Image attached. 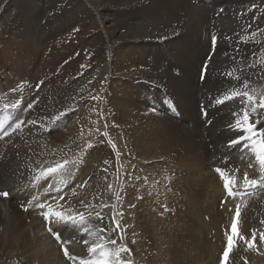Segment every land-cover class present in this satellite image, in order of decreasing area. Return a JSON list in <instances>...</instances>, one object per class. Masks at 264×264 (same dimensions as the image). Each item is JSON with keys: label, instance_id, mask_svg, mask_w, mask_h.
Segmentation results:
<instances>
[{"label": "bare ground", "instance_id": "bare-ground-1", "mask_svg": "<svg viewBox=\"0 0 264 264\" xmlns=\"http://www.w3.org/2000/svg\"><path fill=\"white\" fill-rule=\"evenodd\" d=\"M69 3L70 6L63 10L65 17L60 22L56 36H48L43 34L44 30L40 26L39 21L42 20V15L31 9L34 7L32 3L29 8L24 0H3L0 6V78L2 75H8L9 78L12 76L13 83H17L18 86L13 89L8 99L4 98L7 91L5 93L0 91L2 93H0V102L6 100L12 105L19 100L21 103L17 108L10 106L6 112L0 114L1 123L9 119L7 114H15L16 118L21 108L28 103L35 105L40 96L47 94L41 89L37 91L38 86L48 77L57 74L63 65L61 60L67 57L70 50V52L74 50L75 42H72L71 38H74L78 44L81 43L83 52L86 50V38H88L86 31L91 33L90 29H93L89 27L86 30V24L92 20L99 26L96 27V25L93 29L98 31L96 36L98 41L95 45L104 43L111 55L106 77L104 73L108 89L105 98L106 130H108L106 137L109 141L114 137L121 140L127 166H124V170L120 168L123 171L120 183L123 198H120V193L109 192L110 188L108 190L109 179L115 170V161L120 153L118 154L111 147L110 149L108 145L105 146L109 156L103 160L100 157V164L95 158L96 167L88 176L85 175L86 177L80 179L77 185L80 189L65 195L71 210L73 212L85 210L86 214L99 211L105 220L111 222L119 195L121 199L119 202H122L121 208H123V214H120L123 216V225L119 248L122 247L120 255L128 264H225L223 253L227 250V238L231 234V226L236 220L235 209L239 205L240 217L236 220L237 231L249 241H252L255 231L256 239L252 242L253 246L249 248L244 240L234 238V247L229 252L226 264H264V239H261V234H264V185L258 183L255 187H249L243 182L245 172L248 173L249 179L257 180L264 172L255 158V152L259 150V141L254 150L251 146L252 142L245 140L250 134L237 131L235 137L239 136L244 140V146H240L234 154L227 153L224 149L225 145L223 146L228 144L234 129L242 126L237 125L236 121L242 119V109L248 106L247 102L239 97L221 104H213L209 102L211 100L204 99L206 96L210 97L209 94L213 95V91L221 90L222 94L226 93L224 89H228V84L221 85V82L226 76L232 77L229 75L232 72L220 66L219 62L225 59L230 62L234 59L238 63L249 62V65L256 63L255 70H250L251 67L248 70V66H246L247 70H241L245 67L240 65L242 67L239 69L244 73L243 79L239 84L236 82L234 84L233 81V85H230L234 87L233 89H237L240 85L237 90L243 91L242 85L247 82L249 94L255 91V82L264 71L261 69V63L264 60V32L259 31L264 29V0H232L228 7L225 4L226 7L222 8L221 14L218 11L219 7H211L215 5L213 0L209 6L211 8L209 13L213 14L212 16L198 9L190 0H132L130 2L129 0H105L104 3H101V0H70ZM74 14L75 16L80 14L78 22H75ZM82 14H85V18L81 17ZM240 14L244 17L238 20ZM69 28L80 29L84 33L83 39H78V34L75 37H69L67 34ZM228 31L231 34L227 33ZM253 32L257 33L255 37L243 36L245 37L243 38L241 35L242 33L251 35ZM212 36H218L221 39L218 40L225 39L226 44L228 42L232 44L230 46L217 44V48L211 52ZM245 39L247 42H244ZM233 45L234 48L231 47ZM2 57L6 58L7 65L2 63ZM171 57L182 65L179 71L182 78L177 80L173 78L169 65H165ZM207 59H211L210 72H208L210 74L208 78L206 77V83L201 85L199 83L201 65ZM81 62L78 59L74 66ZM76 74L77 72L71 75ZM87 77L90 79L89 76ZM215 79H218L217 86L212 85ZM171 101L177 102L181 109L173 107ZM201 106L209 110L206 120L202 119V114L199 112ZM60 110L59 107H51L45 117L38 115L37 123L40 121L41 127L37 133L35 132L37 126L27 124L29 109L20 114V118L26 120L23 126L26 134L24 140L32 142L31 136H34L48 147H53L48 131L52 126L62 125L72 116L65 109L62 110L64 115L60 116ZM261 111L264 109H257V112ZM234 113H239V116ZM252 119L259 121L254 127L264 132V127L261 126L264 124V116L258 117L253 114ZM208 121L209 123H206ZM230 124L232 129H229ZM259 135L260 133H257V136ZM105 151L102 152L105 153ZM4 153L6 152H3V157ZM84 157L89 162L92 154ZM225 158H227L226 161ZM78 159L79 157L75 162ZM5 162L6 160H2L0 163V191L4 190L2 189L4 186L1 185L3 180L7 181L11 169ZM249 163L253 167H248ZM39 169L41 170V167ZM216 169L226 171L221 176ZM236 169H239V172H236ZM75 175L73 173L72 176ZM230 178L239 187V191L233 188L236 192L234 197L228 196L224 188L225 181ZM42 180L43 178L36 181L33 179L35 184H39L34 194L36 192L37 200L47 205L52 203V200L50 199L51 202L48 203L46 184H40ZM59 180L62 181V179ZM70 182L73 183L72 180ZM75 188L73 189L76 190ZM9 192L12 191L9 189ZM239 193H243V196H238ZM15 204L12 206V202L0 197V226L4 225L6 221L4 218H8L9 225L7 232L0 233V243L4 237L17 238L20 243H16L21 245V248H18L21 255L18 256L26 258L21 260L24 262L22 264H70L69 260L62 255L61 246L54 242L55 239L48 231V222L38 215L39 210L34 209L32 213L24 214L23 209L19 210ZM87 204L92 205V208H86ZM103 204H107L108 207L101 209ZM52 219L55 220V217ZM91 220L99 222L98 226L103 224L96 220L95 216L91 217ZM51 227L54 231L63 233L66 239L74 237L76 241L82 239L80 233L84 232L82 230L74 232L63 222L53 223ZM80 244L82 242L70 243L67 248L76 252L77 245ZM8 250H11L9 246ZM26 255H30L31 258H27Z\"/></svg>", "mask_w": 264, "mask_h": 264}, {"label": "rangeland", "instance_id": "rangeland-1", "mask_svg": "<svg viewBox=\"0 0 264 264\" xmlns=\"http://www.w3.org/2000/svg\"><path fill=\"white\" fill-rule=\"evenodd\" d=\"M24 1H25V4L28 7L32 3V5L34 7H32L31 9H33L35 12H38L40 15H42V20L39 21V22H40V26L44 30L43 34L48 35V36H52V35L56 36L55 33H56V31H59L58 27L60 25V22L65 17V13L63 12V10L66 7L70 6V3H69L70 0H42V1L41 0H24ZM104 1L105 0H101V3H104ZM124 1H128V0H124ZM130 1H132V0H129V2ZM190 1H192V3H194V6H196L198 9L202 10L203 12L207 13L208 15L210 14L209 11L211 10V8L209 6H210V3L213 2V0H190ZM214 1H215V5H213L211 7H219L218 11H219L220 14L223 13L222 8H224L225 4L228 7V4L230 2H232V0H214ZM0 2H1L0 3V6H1L3 0L2 1L0 0ZM39 5H42V6L45 5V6L42 7V6H39ZM231 6H232V4H231ZM28 7H26V8L28 9ZM216 9H218V8H216ZM13 13L15 15L16 12L14 11ZM210 15L212 16L213 14H210ZM246 16H248V15H246ZM73 17L75 19V22H78L80 20V14H77L76 16L74 14ZM81 17L85 18V14H82ZM243 17L244 16H241V14H240L238 16V20L243 19ZM88 24H86L87 25L86 26V30H88L89 27H92L93 29H95L96 27H99L97 24H94L92 20H89ZM3 26H5V25H3ZM93 29L92 30L90 29L91 33H87V31H86V35H88V38H86L87 39V48H86V50L84 52L82 51L84 48L80 46L81 43L78 44L77 41L74 38H71V41L75 42V46L73 47L74 50L72 49V52H70L71 51L70 50L68 52V54H67V57H64L63 60H61L63 65L58 70V73H57L58 75L55 74L53 76L48 77L46 79V80H48V82L45 83V81H46L45 80L43 83H41L38 86L39 89L37 91H39L41 89V91L43 93H47V94L46 95L44 94L43 96H40L37 99L36 104L33 105V107L31 109H29V112H30L29 113V117L26 120L28 122V121H30V119L31 120L36 119L35 120L36 121V126H37V129L35 130L36 133L40 131V127H41L40 121L37 123L39 118H36V117H39V116L45 117L48 114V109L49 108H51V107H59L61 109L60 110L61 113H62V110L65 109L66 111L68 110V112H70L72 114L71 118H69L65 122L66 124L65 123H62V125L61 124H57L55 127L52 126L50 128V130L48 131L49 132V138H50V140L52 142L51 146H53V147H48L47 144H45L42 141H39L38 137H37V139H35L34 136H31L32 142H28V141L24 140L25 139V135H26L25 134V130H23V132H19V131H15L16 133L13 132L12 131V127L15 126V121L17 119V117L15 118V114H12V115L7 114L9 119L7 118V119L3 120L4 123H1V121H0V133H2L5 129H8V135H4L2 138H0V154H1L0 155V158H1L0 159L1 160L0 163H2V160H6L5 163H8L10 168H11L10 169V174L7 177L9 180L8 179H7V181L3 180L1 186L2 187L4 186V188H2L4 190H1V191L9 192V189H10L12 191V192H9L10 195L8 197H6V198L5 197H3V198L7 199L10 202H12L13 203L12 206H14V204L16 202V204H15L16 207L19 210L23 209L22 211L25 212L24 214H27V213L29 214V212L32 213L31 211H35L34 209H36L37 211L39 210L38 211L39 212L38 215H40V216H42L44 218L43 213L46 210L45 209L35 208L32 205L30 206V204H28V201H27V200L31 199V198H29V197H31L29 195V192L32 193V191H33L32 195L36 194V192L34 194V191H37L36 189L39 186V184H35L34 183V181L38 180L36 178L40 177L41 173L44 172L49 166L55 167V165L57 163H61L62 164L65 160L69 161L70 163L68 165H65V168H70L71 169V174H70L71 177L69 176L68 173H66V171L60 170V172L57 171L56 173H53L54 175L53 174H48V177L51 175L49 178L46 177L47 176L46 175L43 178L42 182H40V184L41 183H45L46 184V185L45 184L44 185H45L46 197L48 198V203L51 202V200H52V203H54V204H57V203L60 202L59 204H65L67 206H71L66 201V199H67L66 196L68 194L73 193V191H78L80 189V187L77 188V185L80 183L79 182L80 179L83 178L85 175L88 176L90 174V171L92 172L94 167H96V164H95V161H94L95 158H96L95 160H98L96 162L98 164H100L99 163L100 159L103 160L106 156H109L108 153H107L108 150H107V148H105V146L108 145L109 148L111 147L118 154L120 153L118 155L119 158L117 156V159H116L117 161H115V170H114V172L112 174V177L109 179V185H111V188H110L111 190H109V185H108V190H109V192L111 191L112 193H114V192H117V194L120 193L121 197L118 195V197L116 199V202H115V208H116L117 212H115L116 210L114 208L115 211L113 212V215H114L115 219L119 223L122 222V224H120L121 229H122V225H123V219L122 218H123V216H120V214L121 215L123 214V212H122L123 208H121L122 207V202H119V200H121V199H119V197L123 198L122 197L121 184H120L122 182L121 179H122V173H123V171L121 169L124 170L125 169L124 166H127V164H126V161H125V155H124L125 153H123L124 152L123 145H121L122 144L121 140L119 138H115L114 137L113 139L110 138V141H109V140H107V137H106L108 130H106L107 129V120H106V118H107V113H106L107 104H106V99L105 98H106V93H107L108 89H107V82L105 80V77H106L107 69L109 68V65H110L111 55L109 53V50H107V47L104 45V43L100 44V45L99 44L95 45V43L98 41V39L96 38V36L98 35V31H97V29L96 30H93ZM101 32L103 33L102 29H101ZM227 33H230V31H228ZM67 34H69V37H75L78 34V36H77L78 39H83V36H84V33L80 29H76V30L73 29L72 30V28L68 29ZM241 35H242V37L243 36H245V37L251 36V35L245 34V33H242ZM216 37H217V44L218 45H220V43L222 45H225V46H230L232 44V42H228L226 44L225 39H223V41H220L221 39L218 38V36H216ZM237 37H241V36H237ZM245 37H243V38H245ZM218 39H220V40H218ZM52 41H55V40H52ZM217 44L215 46H213L212 43H211V52H214L215 48H217V46H218ZM231 47L234 48V45L231 46ZM78 48L80 49L79 51L77 50ZM78 59H80V61H82V62L79 65L74 66ZM210 60L207 59L204 62V64L207 65V70L208 71H207V75L204 77L205 79L204 78L202 79L201 78V74H200L199 83H201V85L206 83V79L209 76L208 74H210V73H208V72H210V67H211ZM191 61H189V63L193 64ZM234 61L230 62V60L225 59L224 61H220L219 62L220 66L222 65V67H224L225 69H230V71L232 72L231 73L232 77L226 76V77H224V80H222V82H221V85L222 84H228V89H224L225 92H226L225 94H228L232 90H234L233 89L234 87H232L230 85H233V83L234 84H236V83L239 84L241 82V79H243L244 73H242L239 68H241L242 66L245 67V69L242 68L241 70H247V68L249 70V68H250L249 67V62H239L238 63V61L235 60V59H234ZM263 62H264V60L261 63V67H262L261 69H264V65H263L264 63ZM2 63L7 65V60H6L5 57H2ZM178 64H180V65L178 66ZM99 65H101L100 68H98ZM165 65L166 66L169 65V68H171V72H172L171 74H173L172 76H173L174 79L177 80L178 78H182L180 73H179V71L182 68V65H181V63H179V61L175 62L174 58L171 57L170 60L167 61V63ZM240 65H242V66L240 67ZM252 65H254V67H251L250 70H255L256 63L255 64L253 63ZM246 66H248V67L246 68ZM79 68H81V69L79 70ZM7 71L9 72L8 69H7ZM75 72H77V74L75 76H72L71 74H74ZM177 72H178V75H177ZM104 73H105V77H104ZM91 74H92V76H91ZM87 76H89L91 80ZM235 76L236 77L237 76L238 77L241 76V77H240L239 80H236ZM10 78L8 77V75H4V76L2 75V77L0 78V86H1L0 87V91L2 93H5L7 91L5 93L6 94V96L4 97L5 99L10 98L11 96L9 97V95L11 94L13 89L16 86H18L17 83H15V84L13 83L14 80H13L12 76ZM229 78H231V79H229ZM227 79L231 83L233 81L234 82L231 84V83H229L227 81ZM89 80H90V82H89ZM215 80H214L215 82H212V85L213 86L219 85L218 83H216V82H218V79H215ZM83 86H84V88H83ZM255 86H256L255 89H254L255 91L251 95L253 96V98L256 101H258L260 98L264 97V71L260 73L258 80L255 82ZM43 90H45L46 92L43 91ZM83 90H84V93H82ZM219 91H220V93H219ZM213 93H214L213 95L209 94L210 97L206 96L204 99L206 101L211 100V101H209L210 103L213 102V104H216L215 98L216 97H222L223 98L224 94H222L221 90H217L215 92L213 91ZM171 103H172L173 107L181 109L177 102H172L171 101ZM6 105H7V107H6ZM10 106H11L10 103H8L6 100L3 101V102H0V114H2L3 112H6L10 108ZM26 106H24L23 108H25ZM204 108L202 106L199 107V112H200V114L205 113V114H202L203 118L202 117L201 118L206 120V116H207L209 110L208 111L206 110L207 107L205 109ZM206 123H209V121L206 122ZM206 123H205V127L207 128ZM10 125L12 127H9ZM30 126H33V125H30ZM24 129H25V127H24ZM41 131L43 132V127L41 128ZM233 132H234V134H233ZM233 132L230 134L231 135V139L233 137H235L237 135V133H238L237 131L236 132L233 131ZM218 141H219V138H218ZM66 143H67V145H64ZM220 143L222 144V140L220 141ZM10 144H12V145L14 144V145L11 146ZM7 145L9 147H11V148H9ZM16 145H18V146H16ZM114 145H116V146H114ZM224 145H225L224 149L226 150V152L227 153H231V154L236 153L239 150L238 148H240V146H236V147H233V148H228L227 144H223V146ZM8 148L11 149V150H9ZM98 148L99 149L101 148V149L99 150ZM117 148H119V149H117ZM235 148H237V149L235 150ZM101 150L102 151L106 150V151L104 153ZM3 152L7 153V154L4 153V157H3ZM96 152H97V154H96ZM117 153H116V155H117ZM9 154L11 155L10 157H9ZM87 154L88 155L92 154V157L89 160V162L84 157ZM122 154H123V156H122ZM7 155H8V157H7ZM103 155H104V157H103ZM80 156H81V158H80ZM78 157H79V159L83 158L82 159L83 162H82V160L80 161L79 159L77 160L78 163H77V161L75 162V160ZM90 161H91V163H90ZM85 163H86V165H85ZM87 163L89 165H87ZM91 164H94L95 166L94 165L90 166ZM27 165H29L28 168L26 167ZM30 165H31V167H30ZM80 165L82 166L81 168H80ZM87 166L90 168V170H89V168ZM40 167H41V170L39 169ZM128 167H130V166H128ZM132 169H133V167H132ZM34 170H37L39 172L35 173ZM87 170H89V171H87ZM17 171H18L19 174L17 173ZM31 171L33 172L32 174H31ZM61 171H63L64 173L61 172ZM75 171H76V173H75ZM131 171H133V170H131ZM11 172H13V173H11ZM58 172H59V174H58ZM73 173H74V175L75 174H77V175L72 176ZM11 174L13 175V177H12ZM16 174H18V175H16ZM24 177H25L26 180L24 179ZM75 177H77V179ZM46 178H48V180ZM68 178L69 179L71 178V179L69 180ZM17 179H19V180H17ZM20 179H21V181H20ZM33 179H34V181H33ZM54 179L57 182L54 181ZM59 179H62V181L59 180ZM63 179L65 181H63ZM71 180H72L73 183L70 182ZM116 180H117V182H116ZM62 182H64V183H62ZM7 184L11 185V186L9 185L10 188L8 187ZM67 185H68V187H67ZM51 186H53V187H51ZM60 186H61L62 189L60 188ZM75 186H76V188H75ZM16 187L19 188V189H17ZM72 187L75 188L76 190H74ZM22 188H23V190H22ZM48 188H50L51 191ZM55 188H57L58 190L55 189ZM120 190H121V192H120ZM64 191H66V192H64ZM35 197H36V201H33V204L38 201L36 195H35ZM50 197H52V198H50ZM61 197H62V199H58V198H61ZM18 201H20V202H18ZM52 203H49V204H51L53 206V210L57 209V211H64L62 209L59 210V208L56 207L57 205H53ZM25 207L28 208L27 211L24 210ZM100 208L102 209V207H100ZM104 208L105 207H103V209ZM40 210H41V212H40ZM120 210H121V213H120ZM84 212H87V211L84 210ZM107 213H109V212H107ZM118 216H120V217H118ZM118 218H119V220H118ZM4 219L6 221H5L4 225L0 226V230H1L0 233L1 232L5 233V231L7 232L8 231L7 229L9 228V225L7 224L8 218H4ZM44 220H45V218H44ZM105 221H107V222H105ZM108 221L109 220H105V218H104V222H102L103 223L102 225L106 226V224L108 223L107 224L108 225V234L105 233V235L107 234L109 237L110 236L111 237L114 236V238H116L115 239L116 242L118 241V243L115 244V247L113 245H110V249L113 250V251L114 250L116 251V250L120 249L119 248V238H120V233L121 232L119 234H117L115 231L112 230V228H109V227L112 226V223L108 222ZM27 223L29 224V220L27 221ZM98 224H99V222L91 220V223L89 225L90 228H91V232H81L80 233V237H82L83 240L85 238L86 239L90 238L89 242H92L94 239H96V233L99 231V227L101 226V225L98 226ZM111 231H112V233H110ZM114 233L116 234V236H115ZM84 235L85 236L87 235V236L85 237ZM89 235L91 237H89ZM81 240H78V241H81ZM55 241L56 240H54V242ZM16 242H19V240L17 238H10V239L8 237H6V238L4 237V239L2 238V243H0V254H2V255H0V264H9V263L10 264H22V263H24L21 260H25L26 258L23 257V256H18V255H21V252H19V249H18V248H21V245L19 244L20 242L18 244ZM56 243L59 246H61V253L64 256V253L62 252L63 251L62 250L63 246L61 245V243H59L57 241H56ZM8 244H10V245H8ZM81 245H82V247H81ZM85 245L86 244H84V243H82L80 245H77L78 248H76V250L78 252L77 251L76 252L72 251L71 248L68 249L70 253H73V254L77 255V257H78V259L75 261L76 263L69 260L70 264H79V258H87L88 257L89 254H88L87 248H86L88 246H85ZM116 245H117V248H116ZM8 246H9V248H11V250L13 252H10L11 250H8ZM83 247H84V249H83ZM108 247H109V245H108ZM121 249H122V247H121ZM8 251H9V253H7ZM14 251L17 252L16 255H14L15 254ZM8 255H10V256H8ZM6 256H7V258H6ZM26 256H27V258H29V257L31 258L30 255H26ZM2 258L3 259L6 258V259L3 260ZM5 260L7 262H5ZM11 262H13V263H11ZM38 263H39V261H38Z\"/></svg>", "mask_w": 264, "mask_h": 264}, {"label": "snow or ice", "instance_id": "snow-or-ice-1", "mask_svg": "<svg viewBox=\"0 0 264 264\" xmlns=\"http://www.w3.org/2000/svg\"><path fill=\"white\" fill-rule=\"evenodd\" d=\"M260 32H264V29H260ZM257 35L256 32H253L251 34L252 37H255ZM244 42H247V39H245ZM211 43L213 46L217 44V37L212 36ZM249 67H254V65H249ZM201 78L203 79L207 75V65L202 64L201 65V70H200ZM231 75V73H229ZM236 80H239L240 77H235ZM240 88V85L237 86V89ZM242 88L244 89L243 91L234 89L228 94H224L223 98L221 97H216L215 102L217 104L224 103L225 101L228 100H233L236 97H239L241 100H245L247 102V107L243 108V115L242 119H237L236 123L237 125H242L240 127H237L234 129L235 131H238L240 133L247 132L250 135L245 138L246 141H251L252 142V147L254 150L257 148V141H259L258 148L259 150L255 152V158L259 161L261 169H264V132H260V128L254 127L255 124L259 123V121L253 120L252 115L255 114L256 116H264V111L257 112V109H264V97L260 98L259 101L257 102L252 95L249 94V85L247 82H244L242 85ZM15 91V90H14ZM95 98V97H94ZM21 103V101L17 100L15 103L11 105L12 108H17V106ZM7 107V105H6ZM33 107L32 103L27 104L25 108H21L19 110V113L17 115V119L15 121V126L12 127L11 125L9 127H12V131L15 132L19 130L20 132H23L24 130V125L25 121L20 118V114L23 112L27 111L28 109H31ZM205 114V113H202ZM60 115H64V113H61ZM234 115L239 116V113H234ZM56 119H59V116L56 117ZM30 125L36 126V121L35 120H30L27 122ZM264 127V124L261 125ZM229 129H232V125H229ZM257 133H260L259 136H257ZM4 135H8V129H5L2 133H0V138H2ZM255 138V139H254ZM244 140H242L239 136L234 137L228 141L227 147L228 148H233L236 146H244ZM227 158H225L226 161ZM70 162L65 160L62 164L57 163L55 167L49 166L44 172L41 173L40 177H37V179L44 178L48 174H53L56 173L57 171L63 170L66 171L69 175L71 174V169L70 168H65V165H68ZM107 163V161L105 162ZM248 167H253L251 163H249ZM216 171L223 176L224 172L226 171L225 169H216ZM236 172H239V169H236ZM243 182L248 185L249 187H255L259 184L264 185V172L259 177V180L257 179H249L248 173L245 172L243 174ZM231 185V187H230ZM109 188H111V185H109ZM224 188L226 190V193L228 196H235L236 192L233 191V188L236 189V191H239L238 185L234 184L233 179H228L224 183ZM10 195L9 192L7 191H0V197H8ZM29 195L31 196V199L28 200V204L32 205L35 208L39 209H47L43 215L45 220L48 222L49 227L48 231L53 235V237L60 241L61 244L63 245V253L64 256L70 260L75 262L78 257L77 255L70 253L67 245L70 243H77V242H82L84 244H87V252H88V257L87 258H79V264H128V262L124 261L123 258L120 255V252L123 249L112 251L108 245H115L117 242L114 237H109L106 236L105 233H107L108 228L107 226H101L99 227V231L96 233V239H94L92 242H89L87 239H84L82 241H76L74 237H69L65 239L63 237V234L58 231H54L53 228L51 227V224L53 223H60L63 222L65 226H69L72 231L74 232H79V231H84V232H90V223H91V217L95 216L96 220L103 222L104 217L101 212L99 211H91L88 212L87 214L84 212H73L70 208V206H67L65 204H59L57 203V208L59 209H64L65 211H57L53 210V206L51 204H45L43 201H37L36 203L33 204V201H36L35 195H32L31 192H29ZM58 199H62L58 198ZM227 201H225L226 203ZM86 208H92V205L87 204L85 205ZM101 207H108L107 204L101 205ZM130 207H134V205H130ZM25 211L28 210L27 207L24 209ZM231 211V210H230ZM55 217V220L52 218ZM235 217L236 220L240 217V206L237 205L235 209ZM236 220H234L232 226H231V234L228 235L227 238V250L224 251L223 253V260L226 264L228 258H229V252L232 250L234 247V238H239L244 240V242L247 244L249 248L253 246V243L256 239V233L255 231L253 232L252 235V241H249L246 237L241 236L238 231H237V223ZM112 223V230L115 231L117 234H119L122 229L120 227V223L115 219V217H112L111 220ZM66 230H68V227H66ZM261 239H264V234H261Z\"/></svg>", "mask_w": 264, "mask_h": 264}]
</instances>
